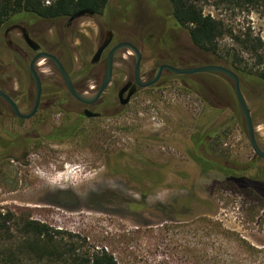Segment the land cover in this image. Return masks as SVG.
<instances>
[{
  "label": "rangeland",
  "instance_id": "1",
  "mask_svg": "<svg viewBox=\"0 0 264 264\" xmlns=\"http://www.w3.org/2000/svg\"><path fill=\"white\" fill-rule=\"evenodd\" d=\"M129 6L133 17L123 22L120 17L126 16ZM202 6L205 15L225 23L235 35L250 33L260 38L264 68V8L232 9L216 0ZM108 7L116 11L110 26L121 40L132 38L135 23L147 34L171 32L168 0H108ZM77 22L58 37L71 46L74 72L85 57L92 59L109 26L106 21L101 27L91 16ZM179 36L184 56L180 63L209 60L210 55L195 48L186 33L180 31ZM166 41L170 44L169 38ZM137 44L143 53L142 72L150 79L160 64L161 50L149 42L138 40ZM219 46L214 58L224 62V49L237 45L225 35ZM121 53L108 94L116 90L117 82L122 87L134 71L131 54L122 59ZM243 55L255 62L249 54ZM7 57V74L18 78L20 89L25 90L30 86L29 75L17 69L13 49ZM98 72L100 67L88 73V87L101 84ZM56 86L63 89L60 81ZM243 87L257 139L264 143V91L246 82ZM70 111L56 107L53 120L41 131L33 129L39 118L21 125L7 119L3 138L21 132L30 145L26 154L22 151L0 166L2 214L46 224L81 255L107 247L120 264H211L216 254L213 244L227 247L224 254L240 261L242 241L264 250V197L252 187H242L220 168L255 164L248 178L264 180L259 170L264 161L250 144L230 78L165 74L154 86L140 90L121 111L106 108L102 117H83L77 135L64 141L47 139L51 127L68 126L77 119V106L71 105ZM200 151L219 165L201 166ZM11 233L14 240L0 239V264H44L27 260L17 250L21 240L12 224ZM262 251L258 261L264 264ZM11 252L19 260L12 259Z\"/></svg>",
  "mask_w": 264,
  "mask_h": 264
},
{
  "label": "flooded vegetation",
  "instance_id": "2",
  "mask_svg": "<svg viewBox=\"0 0 264 264\" xmlns=\"http://www.w3.org/2000/svg\"><path fill=\"white\" fill-rule=\"evenodd\" d=\"M46 4L51 5V2L47 1ZM129 8L131 11L129 10L126 16L120 17V19L123 22H125V19L127 18L132 19L133 17V10L131 9V6H129ZM92 12H93L92 15L86 14L85 16H91L92 18L96 19L97 24L101 25V27L103 26L105 27L104 24L106 23V21H107L106 25L107 24L109 25L108 30H106L105 33V38L103 42L99 45V47L102 46L105 42H108V45L98 60L94 61V56L99 47L97 48L94 56L90 61L87 60L86 57L84 58V60L81 61L80 69L75 72L72 69L71 66L72 62L70 60L71 52H72L71 46L70 44L63 42V40L59 41L58 37L60 36V32L62 33L64 31H69V29H72L74 26L80 24L77 21L82 17L72 20L71 18L72 16L75 15L74 14L72 16L62 17V18H42L29 12H21L12 16L9 20L3 23V25L0 28V91H2L4 94H6L8 97L11 98V100L17 105L21 113L28 114L29 112H31V110L34 108L37 102L38 90H37L36 82L34 81L31 75L30 65L33 59L39 53H48L54 55L57 59H59L60 62L63 64L65 70L70 75L74 88L79 92H86V91L91 92L99 88L106 74L107 57L109 52L118 43L124 41L135 44L139 49L140 47L137 44L138 40L143 42H149L152 44L154 49L161 50L160 64L158 65L157 69L154 72V75L150 79H147L143 74L142 65H141V80L143 82H147L151 80L157 73L158 69L163 65H169L177 68H193V67H199L205 65L225 66L222 62L217 61L214 58V54H209L210 56L208 61H200L190 64L180 63L179 62L180 59H182V57L184 56L182 54V50L180 49V45H181L180 43H182V40L179 38L180 37L179 32L181 31L183 33H186L188 37V41L192 45L193 43L191 41L188 31L178 26L177 21L174 19L173 15L169 16V21L171 23L170 24L171 32H161L159 30L158 31L155 30L153 33L149 32L150 34H147V32L144 31V29L139 27L137 28V25L135 23V30L131 31L132 38L121 40L118 37V35H116V32L113 29V27L110 26V23L111 25L113 24V22L110 19L111 14L112 13L115 14L116 11L109 9V7L107 6V8L102 13H98L95 11ZM116 15H118V13ZM99 19L104 21V23H102V21H99ZM168 38L170 44H168L166 41V39L168 40ZM194 47L197 48L196 46ZM11 48L16 52L15 58H16V63L19 67L17 69H20V71L21 69L22 71L25 70L26 73L29 75L30 86L28 84V88H26L25 90L20 89L22 83L19 81L18 78H14L12 75L7 74V68L5 67V65H7L6 63V59L8 58L7 54L12 52ZM119 53H117V55ZM126 53L127 52L121 53L122 59H125L124 54ZM117 55L115 56V63H116ZM131 56L133 57L132 54ZM142 62H143V57H142ZM42 65L45 66V69L43 70L40 69ZM98 67H100V72H98L97 74L100 77H102V82L100 85L88 87L85 82V78L88 75V73L92 74V71L93 70L95 71V68ZM37 71L41 80V96H40L38 110L35 113V115H33L31 118L25 119L17 116L14 110L12 109L10 103L8 102V100L4 96L0 95V166L4 163V161L7 158L15 159L17 158L16 155H18V153L22 154L23 151L22 139L25 138V136H23L21 132H16L15 134H9L10 135L9 139L3 138L2 133L4 132V134H7L6 133L7 119L16 120L17 122H19V125H21L24 122L27 123L33 119L39 118L38 120L40 121V123L35 124L33 129L34 131H41V129H44L45 125L49 124L53 120L52 113L56 107L62 109L64 113L66 112L70 113L71 112L70 107L71 105L74 104L78 108V113H77L78 117L75 121L80 123L83 117L87 118L85 111L99 114V117H102L105 114L104 109L106 108H111V109L116 108V110L118 109V111H121L125 106H127L130 103L131 99L133 98L132 97L130 99L128 104L126 105L122 104V101L127 97V95L131 90L133 89L135 90V94L133 95L135 96L137 93H139L140 90L145 89V88H141L136 81L135 61H134V71L130 74L128 79L125 80L123 86L122 87L118 86V82H117L116 90L114 92H110L112 94L110 95V93L108 94V92L115 84L114 83L115 64H114V72H113V79L111 85L108 87L105 93H103V95L100 97V99L97 102L90 105L83 104L77 101L73 97V95L69 92L66 83L54 62L49 60H43L38 64ZM165 74L176 75L171 71L164 69L161 73V77L159 81L162 79V77ZM197 74L219 75L220 73L206 72V73H197ZM197 74L177 75V76H192ZM220 75H224V74H220ZM59 81L62 83V87H63L62 90L59 89L61 88V86L59 87L56 86V84H59ZM240 82H241V89L243 92L244 87L241 78H240ZM125 86L127 87L126 91L121 94V91ZM107 94L110 96H108ZM110 99H112V102H114V104L112 105L110 104L111 103ZM263 112H264V107H263ZM61 125L62 124H60L59 126L52 125L53 127H51L49 131L52 132L55 129L64 126ZM68 126H71V124ZM258 143L261 150L264 152V143L259 141ZM7 146L11 147V152L9 155L7 154ZM201 153L204 154L203 152ZM204 155L206 158H209L213 162L217 163L216 160L208 157L207 154ZM256 157L259 160L264 161V158L258 155H256ZM234 165L235 164H227V167H229V169L232 171V172L230 171L231 175L229 174L230 178L235 182H239L242 185V187H252L253 190H255L259 195L264 197V180H260V179L250 180L248 178L249 177L248 173L251 171V167L255 166V164L244 165L243 167H234ZM259 170L261 172H264V164L261 165Z\"/></svg>",
  "mask_w": 264,
  "mask_h": 264
},
{
  "label": "trees",
  "instance_id": "3",
  "mask_svg": "<svg viewBox=\"0 0 264 264\" xmlns=\"http://www.w3.org/2000/svg\"><path fill=\"white\" fill-rule=\"evenodd\" d=\"M171 6L172 15L178 26L186 29L191 41L199 50L208 54H218L221 50L219 40L225 35L231 37L237 46L224 49L225 60L222 62L227 68L233 70L243 83H250L259 90H264V68L263 60L259 55L262 46L260 38L252 36L250 33L235 35L233 29L221 21L215 20L211 15H205L202 3L211 0H168ZM220 4H227L232 9L251 10L264 8V0H216ZM108 6V0H54L51 5L46 4V0H0V28L4 22L12 16L29 12L42 18H62L68 17L82 10L102 13ZM243 53L250 55L252 61L246 60ZM79 122L75 121L71 126H62L50 132L47 139L52 141H64L78 133ZM23 152L29 150L30 139H22ZM11 152V147L7 146V154ZM208 156V155H207ZM204 168H214L217 163L206 158L200 153L197 159ZM221 170L230 173L220 167ZM232 172V171H231ZM11 224L17 229V237L21 244L17 250L29 261H36L44 264H120L114 252L107 247L99 248L92 255H81L72 243L66 242L54 235L49 227L37 220L29 217L15 216L11 213L2 214L0 212V239L12 241L15 236L11 233ZM214 257L211 264H261L258 257L262 248H258L242 241L240 248L241 258L225 255L227 247L213 244ZM264 253V250L262 251ZM12 259H18L14 252H11Z\"/></svg>",
  "mask_w": 264,
  "mask_h": 264
},
{
  "label": "water",
  "instance_id": "4",
  "mask_svg": "<svg viewBox=\"0 0 264 264\" xmlns=\"http://www.w3.org/2000/svg\"><path fill=\"white\" fill-rule=\"evenodd\" d=\"M86 14H93L92 11L89 10H82L80 12H78L77 14H75L74 16H72V20L76 19V18H80L85 16ZM108 42H105L102 46H100L94 56V61L98 60L103 51L105 50V48L107 47ZM119 52H127L133 55L134 57V61H135V76H136V81L138 83V85L141 88H147V87H151L154 86L160 79L161 77V73L164 69H167L169 71H171L172 73L176 74V75H190V74H197V73H206V72H215V73H220V74H224L227 77L231 78L234 86H235V94H236V98L238 100L239 106L241 108L243 117H244V121H245V125H246V129H247V133H248V137H249V141L251 143V146L254 150V152L256 153V155L264 158V152L261 150L258 140H257V136H256V130H255V124L252 118V114L250 111V108L248 106V103L246 101V98L242 92L241 89V82H240V78L239 76L231 69L222 66V65H205V66H199V67H193V68H177V67H173V66H169V65H163L161 66L157 73L155 74V76L147 81V82H143L141 80V65H142V52L140 51V49L133 43L131 42H120L118 43L114 48H112V50L109 52L108 57H107V67H106V74L104 77V80L102 82V84L99 86V88L95 91H86V92H79L77 91L72 83L71 77L68 74V72L65 70L63 64L60 62L59 59H57L54 55L48 54V53H39L31 62L30 65V71H31V75L34 79V81L36 82L37 85V102L34 106V108L31 110V112H29L28 114H23L20 112L19 108L17 107V105L11 100L10 97H8L6 94H4L2 91H0V95L4 96L8 102L10 103L12 109L14 110L15 114L21 118H25V119H29L31 118L33 115H35V113L38 110L39 107V101H40V96H41V80L37 71V66L40 62H42L43 60H49L55 63V65L57 66V68L59 69L65 83L66 86L69 90V92L73 95V97L86 105H90L93 104L95 102H97L100 97L103 95V93H105V91L108 89V87L111 85L112 79H113V72H114V64H115V56L117 55V53ZM126 86L122 89L121 94L124 93L126 91ZM135 94V90H131L129 92V94L127 95V97L122 101L123 105H126L129 103L130 99L133 97V95ZM85 114L87 116V118H95V117H99V114L96 113H92L89 111H85Z\"/></svg>",
  "mask_w": 264,
  "mask_h": 264
}]
</instances>
